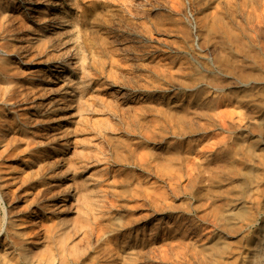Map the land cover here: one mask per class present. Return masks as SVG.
Here are the masks:
<instances>
[{
  "label": "rangeland",
  "instance_id": "obj_1",
  "mask_svg": "<svg viewBox=\"0 0 264 264\" xmlns=\"http://www.w3.org/2000/svg\"><path fill=\"white\" fill-rule=\"evenodd\" d=\"M0 264H264V0H0Z\"/></svg>",
  "mask_w": 264,
  "mask_h": 264
},
{
  "label": "bare ground",
  "instance_id": "obj_2",
  "mask_svg": "<svg viewBox=\"0 0 264 264\" xmlns=\"http://www.w3.org/2000/svg\"><path fill=\"white\" fill-rule=\"evenodd\" d=\"M53 22V21H52ZM50 25L52 26V27H54V23H50ZM222 27V26H221ZM45 30H47L48 28H47V23H45V28H44ZM147 29V28H146ZM220 29V28H219ZM225 30V29H224ZM222 32V31H221ZM158 36V35H157ZM155 39V38H154ZM155 40H158V38L156 37V39ZM159 65L162 67V65L160 64V62H159ZM66 65L64 64L63 65V67H65ZM60 67V66H59ZM59 69H61V68H59ZM164 69V68H163ZM55 70V69H54ZM56 71V70H55ZM60 70H58V72H59ZM142 99V96H139L138 98H136L134 101L137 103V102H139L140 100ZM227 104V103H226ZM229 104V103H228ZM223 105V104H222ZM259 117V116H258ZM256 119H258V118H256ZM262 120V117L261 118H259V120ZM235 120L239 123V124H243V125H245V126H247L249 123H250V121L247 119V118H244V117H240V116H237L236 118H235ZM252 143V142H251ZM250 143V145H252ZM254 145V144H253ZM253 150V149H252ZM251 151V147L249 146L248 147V152H250ZM191 162V161H190ZM189 164H191V163H189ZM193 164V163H192Z\"/></svg>",
  "mask_w": 264,
  "mask_h": 264
}]
</instances>
